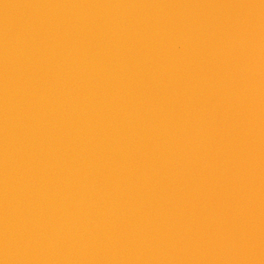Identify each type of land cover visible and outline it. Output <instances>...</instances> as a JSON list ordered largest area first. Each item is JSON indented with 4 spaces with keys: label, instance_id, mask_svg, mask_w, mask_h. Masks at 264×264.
<instances>
[{
    "label": "water",
    "instance_id": "1",
    "mask_svg": "<svg viewBox=\"0 0 264 264\" xmlns=\"http://www.w3.org/2000/svg\"><path fill=\"white\" fill-rule=\"evenodd\" d=\"M0 264H264V0H0Z\"/></svg>",
    "mask_w": 264,
    "mask_h": 264
}]
</instances>
